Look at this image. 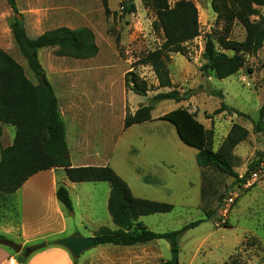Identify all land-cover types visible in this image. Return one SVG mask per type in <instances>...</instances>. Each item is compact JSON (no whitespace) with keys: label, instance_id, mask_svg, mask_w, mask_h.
<instances>
[{"label":"rangeland","instance_id":"obj_1","mask_svg":"<svg viewBox=\"0 0 264 264\" xmlns=\"http://www.w3.org/2000/svg\"><path fill=\"white\" fill-rule=\"evenodd\" d=\"M123 1L109 0L111 13L106 14L102 0H17L18 13L0 0V47L37 84L38 78L29 68L12 32L15 17H21L31 38L60 27L90 28L100 49L94 59L58 57L54 48L39 51L45 75L59 98L73 167L106 164L128 183L135 197L173 205L170 213L140 219L152 232L178 231L200 222L181 237L177 250L179 264H264V133L258 132L254 125L264 103V47L256 56L248 57L246 67L235 76L219 80L213 74L203 75L206 42L214 39L218 47V37L224 35L223 23L217 24L211 0H191L198 8L200 36L188 44L187 56L173 54L169 60L173 89L189 94V99L180 103L163 101L156 105L151 122L124 129L127 115L148 104L157 93L171 89L156 90L158 81L150 67L136 70L153 87L147 97L126 88L125 75L131 71L132 64L159 48L165 35L162 29L155 28V12L144 7L140 0H134L136 13L114 15L121 10ZM177 1L169 0L171 5ZM259 10L264 17V7ZM245 37L246 31L237 21L230 38L243 41ZM213 92H222L224 98L212 95ZM222 103L244 116L228 112L213 115ZM179 108L196 114L207 129L213 130L214 151H218L234 124L250 132L234 150L235 171L240 179L248 176L245 183L198 166L197 150L180 140L173 124L161 120ZM0 126L1 159L2 149L13 145L16 133L12 126L2 123ZM253 165L255 170L250 171ZM255 172L258 177L252 180ZM58 176L65 179L62 185L68 189L73 203V210H65L63 220L55 214L47 190L30 189L25 200L21 192L17 194L19 202H25L30 224L24 247L48 243L46 248L29 256L28 261L48 247H60L54 244L56 240L75 235L95 237L103 227L117 230L108 211L109 183H73L64 171ZM15 194L0 193V225L19 223ZM230 195L236 202L227 223L221 224L218 210ZM209 211L217 212L212 219L206 215ZM15 233L21 234V230ZM0 235L21 243L1 228ZM172 251L167 240H157L131 247L99 245L77 260L70 255L74 264L75 261L77 264H165L172 260Z\"/></svg>","mask_w":264,"mask_h":264},{"label":"trees","instance_id":"obj_2","mask_svg":"<svg viewBox=\"0 0 264 264\" xmlns=\"http://www.w3.org/2000/svg\"><path fill=\"white\" fill-rule=\"evenodd\" d=\"M5 1L13 12L18 13L17 0ZM102 1L106 14H110L109 0ZM140 1L144 7L155 12V28L163 30L165 41L159 48L132 64L131 71L125 75L126 88L136 95L147 97L153 87L136 70L139 67H150L158 81L156 90L171 91L157 93L133 115H127L124 129L151 122L152 112L156 105L163 101L180 103L189 99V94H180L173 89L169 60L173 54L187 56L188 44L201 33L199 12L193 1L179 0L174 5H171L169 0ZM211 6L217 15V24L223 23L224 35L218 37V47L214 39L210 38L206 42V63L201 71L205 76L213 74L216 79L224 80L243 70L248 57L256 56L264 47V17L259 10L264 7V0H211ZM120 7L121 10L114 12V15L126 16L137 12L134 0H124ZM237 21L246 31L243 41L230 38ZM12 31L29 68L37 76L38 83H33L24 68L0 47V123L14 127L16 133L13 145L1 151L0 193L14 195L30 178L49 170H64L73 183L106 182L110 185L108 211L117 230L101 228L95 236L98 246L131 247L167 240L173 250H179L181 237L200 222L189 224L178 231L152 232L140 219L170 213L174 209L173 205L135 197L128 183L110 166L72 165L67 129L60 112L59 100L45 75L39 59V50L57 48L58 57L92 59L99 54L94 32L87 27H60L32 39L24 22L18 17L14 19ZM212 95L224 98L222 92H213ZM224 112L244 116L242 112L229 108L225 103H222L221 108L213 115ZM161 120L173 124L180 140L197 150L196 162L201 169L216 171L234 178L237 182L247 181L248 176L240 179L235 171L234 156L235 148L249 137L250 132L246 128L234 124L218 151H214L213 130L207 129L197 119L196 114L188 109L179 108L169 112ZM254 125L258 132L264 133V103L259 119ZM2 133L0 126V138ZM255 166H251L250 171H254ZM56 196L65 210H73L69 191L64 185L59 184ZM215 213L217 212L209 211L206 215L212 219ZM5 240V236H0V245H3ZM17 259L20 264H27L29 258L23 255ZM165 264L174 263L169 260Z\"/></svg>","mask_w":264,"mask_h":264},{"label":"crops","instance_id":"obj_3","mask_svg":"<svg viewBox=\"0 0 264 264\" xmlns=\"http://www.w3.org/2000/svg\"><path fill=\"white\" fill-rule=\"evenodd\" d=\"M76 29H78V28H76ZM40 36L41 35H39L35 38H38ZM35 38H32V39H35ZM45 49H49V48H45ZM54 49L57 50V48H54ZM41 50H43V49H41ZM99 53H100V49H99ZM92 59H94V58H92ZM88 60H90V59H88ZM58 100H59V98H58ZM59 107H60V103H59ZM60 112H61V110H60ZM61 115H62V113H61ZM62 118H63V116H62ZM66 129H67V127H66ZM67 141H68V139H67ZM68 144H69V142H68ZM105 165H104V167H105ZM86 166H88V165H86ZM62 171H64V170H49V171L41 172V173L33 176L32 178H30L17 191L14 199H15V202L17 204V210L19 211V223H18L19 225L17 224L18 226L17 225L15 226L12 223H8V224H10L8 226L7 222L5 223L6 225L4 223H2L0 225V228L5 232V234L15 236L18 240L21 241L20 244L21 245L23 244V246H25L24 245L26 242V240H24L25 232H27V230H29L30 224H29L28 218L26 217L25 202L23 200H21L19 202V200L17 199V194L19 192H21L22 198L25 200V197L27 198V193L29 192V190L34 189V188H35V190H31V191L47 190V192L49 193V195L51 197V203L53 204L55 214L57 216H60L61 220H63L64 214H65V208L59 203L57 196H56L59 184L65 183V179L63 177L58 176L59 172H62ZM67 179H68V177H67ZM43 221H44V219H42L39 222V224L41 225L43 223ZM20 230H21V234L15 233L17 231L20 232ZM0 236H5V235H0ZM6 239L8 240L7 237H6ZM11 258H14L15 262L17 264L19 263L18 259H17L18 258L17 254H13L12 252H10L9 248H7L6 246L0 245V264H10ZM62 261H64L65 264H74L68 250H66L63 247L51 246V247H48L47 249L43 250L42 252H39V253L35 254L34 256H32L31 259L27 262V264H61Z\"/></svg>","mask_w":264,"mask_h":264},{"label":"water","instance_id":"obj_4","mask_svg":"<svg viewBox=\"0 0 264 264\" xmlns=\"http://www.w3.org/2000/svg\"><path fill=\"white\" fill-rule=\"evenodd\" d=\"M18 18L21 19L20 16H18ZM54 244L68 250L75 260L79 259L83 253L91 249H95L98 246L94 236L85 238L76 235L56 240ZM3 245L18 254H23L25 257H29L35 252L46 248L48 246V243L43 242L38 245L24 247L23 245L16 244L13 241L5 240ZM178 255H179V251L177 250L172 251V262L174 264L179 263Z\"/></svg>","mask_w":264,"mask_h":264},{"label":"built area","instance_id":"obj_5","mask_svg":"<svg viewBox=\"0 0 264 264\" xmlns=\"http://www.w3.org/2000/svg\"><path fill=\"white\" fill-rule=\"evenodd\" d=\"M251 177H252V180H256L258 177V173H256V172L253 173L251 175ZM235 202H236V198L233 195H230L229 197H227L223 200V202H222V204L218 210L219 222L221 224L227 223L229 212H230L231 208H233V206L235 205ZM10 264H17L15 262L14 258L10 259Z\"/></svg>","mask_w":264,"mask_h":264}]
</instances>
